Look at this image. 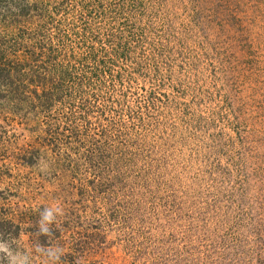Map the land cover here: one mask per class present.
Returning a JSON list of instances; mask_svg holds the SVG:
<instances>
[{
  "label": "rangeland",
  "instance_id": "obj_1",
  "mask_svg": "<svg viewBox=\"0 0 264 264\" xmlns=\"http://www.w3.org/2000/svg\"><path fill=\"white\" fill-rule=\"evenodd\" d=\"M0 244L264 264V0H0Z\"/></svg>",
  "mask_w": 264,
  "mask_h": 264
},
{
  "label": "clouds",
  "instance_id": "obj_2",
  "mask_svg": "<svg viewBox=\"0 0 264 264\" xmlns=\"http://www.w3.org/2000/svg\"><path fill=\"white\" fill-rule=\"evenodd\" d=\"M62 215L63 214V210L61 207L59 206H54V207H48L45 208L41 213H40V219L38 220L37 223L43 225L45 221L48 222L49 225H51L55 219L57 215ZM38 235H40V233H37ZM43 234L50 236L51 235V229H44L43 230ZM41 248V247H40ZM50 252H55L56 250H60V255L62 254V250L59 248H49L48 249ZM0 252H4L7 255H11L8 251V248L5 245L0 244ZM49 259L53 262L58 261L60 256L57 255H50L48 256ZM47 264V262H46Z\"/></svg>",
  "mask_w": 264,
  "mask_h": 264
},
{
  "label": "trees",
  "instance_id": "obj_3",
  "mask_svg": "<svg viewBox=\"0 0 264 264\" xmlns=\"http://www.w3.org/2000/svg\"><path fill=\"white\" fill-rule=\"evenodd\" d=\"M15 67H16V66H15ZM18 73H19L18 70L13 69V68H10V69L6 72V74L8 75V77H11V79H13V80L16 79V76H17Z\"/></svg>",
  "mask_w": 264,
  "mask_h": 264
}]
</instances>
